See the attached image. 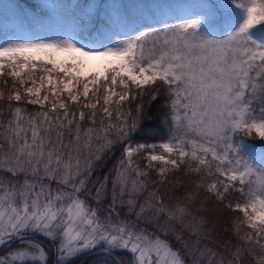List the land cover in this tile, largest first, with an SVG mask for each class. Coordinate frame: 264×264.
Masks as SVG:
<instances>
[{"label":"snow or ice","instance_id":"1","mask_svg":"<svg viewBox=\"0 0 264 264\" xmlns=\"http://www.w3.org/2000/svg\"><path fill=\"white\" fill-rule=\"evenodd\" d=\"M70 15L71 31L0 42V117L9 114L0 172L24 177L0 176V264H72L89 254L112 257L92 264H264V151L250 143L264 141V0H201L170 22L115 2L77 4ZM29 23L59 25L56 16ZM161 96L164 137L134 139ZM126 101L138 102L122 112ZM22 103L41 110L28 114ZM117 145L101 208L109 176L90 187L94 162ZM185 177L192 190L166 202L160 187ZM227 210L244 216L233 221L237 242L222 252L201 246L215 243L212 217ZM241 224L250 231L241 235Z\"/></svg>","mask_w":264,"mask_h":264},{"label":"trees","instance_id":"2","mask_svg":"<svg viewBox=\"0 0 264 264\" xmlns=\"http://www.w3.org/2000/svg\"><path fill=\"white\" fill-rule=\"evenodd\" d=\"M51 5H61L63 7L57 8V9H51L52 13L49 14L47 8H43L38 0H0V35H3L5 33H11L16 31V27H25L32 31L37 32H46L49 33L51 28H44L43 30L36 24H31L30 21L36 20V19H42L44 21H47L50 16H56L58 18L59 23L61 26H71L73 27L71 23V12L75 5L77 4H109V3H121L128 5L130 8H133L138 15L145 14L149 10L155 14V18L157 20H160L161 22L164 21H171L176 16L181 15L184 13V11L188 8L189 5H195L197 3H200L201 0H50ZM208 3L217 4L219 3V0H207ZM150 22H152L150 20ZM219 23H223V21H219ZM162 24H154V26H160ZM89 27H92V25H89ZM41 73H37V75H40ZM9 80V86L11 85V78H7ZM3 83H0V88H3ZM7 93V89H6ZM44 93L42 92V95ZM90 101L95 102V99L91 97L90 94ZM147 99V98H146ZM164 96L159 97L157 100L152 102V107L148 109L149 113V119L145 121V123L142 124V130L138 133L134 139L143 141V142H154L159 141L164 137V134L166 133V127L161 124V119L164 116L165 113L168 112V109L164 107ZM66 100V97H65ZM66 102H68L66 100ZM138 101H126L123 103V107L121 108L122 112H126L129 108V106H132L134 108L135 103ZM16 102H13L15 105ZM84 103L83 97H81V105ZM103 104V101H100V105L97 106L99 109L100 106ZM21 106L27 108L28 114H34L37 111H40L41 108L39 105H32V104H21ZM69 107L71 110H75L77 108V105H73L69 103ZM110 110L113 111V122L115 121V111L116 108L115 104H112L109 106ZM50 108V104H45V107L43 110H47ZM85 111L86 115L90 111V109H82ZM8 112L5 109L4 116L0 117V120H3L5 123L8 119ZM104 116L102 111H97L96 116V126H99L100 119ZM92 126L87 120L85 122H82V130ZM30 137V133H29ZM68 137L65 136V142H67ZM3 141L0 140V143ZM250 143L253 145V151L257 154L264 151V141H261L259 139L252 140ZM5 145V149H6ZM122 152V146L117 145L112 151H105L102 155V158L99 160H96L94 162V170L92 172L90 187L92 183L96 182L98 179H103L105 175L109 176V183H108V198L105 199L102 204L100 205L101 208H104L108 205L111 199V180L116 175L115 167L118 165V161L121 157ZM139 163L143 166L147 163L145 160H138ZM0 175L3 176L7 180L12 179H19L23 180V176L19 177H13L8 172H0ZM153 177L155 176V173L153 172ZM187 177L184 178V184L177 185L176 187H173V184L171 180L168 182V184L164 187H160V192L164 193L167 192V198L166 202L174 203L177 198L182 197L185 195L186 191L192 190V185L188 183ZM53 186H55V183L53 182ZM153 185L151 183V180L149 182V186L147 191L153 190ZM159 187V186H157ZM95 189H93V192ZM147 191L143 193V196H147ZM143 197L141 198V200ZM239 199V194H234L233 203H235V200ZM90 204L93 207H96V203L94 200L89 201ZM215 207V205H212ZM118 210L120 211L121 218L127 217L128 219L135 220L134 215L129 216L127 214V208L120 209L118 207ZM103 215V213H102ZM242 213L239 211H232L227 210L224 211L223 214L217 213L212 218L217 221L216 223V230L212 235V241H215V243H212L211 241H205L203 243H207L208 247L214 248L218 252H222L224 247H230L231 245H234L237 240L236 236L233 232V221H241L242 220ZM147 226L150 231L154 230L153 224H147L141 223L140 227ZM185 238L187 239V233L184 234ZM37 239H40L37 237ZM173 248L175 249H181L183 251L182 245L179 241L175 239V237H169ZM242 243V242H241ZM45 247L51 248L52 245L48 242H44ZM15 247V244L13 245ZM7 250V249H4ZM97 252L99 249L96 250ZM4 252V251H3ZM0 254H3L0 252ZM116 256L119 257H128L130 254L127 252H117L115 253ZM108 259L111 260L112 257H104V256H97L95 254H89L86 256L79 257L72 261V264H92L93 261L97 260H104ZM186 259H189L186 257ZM248 259L251 261L252 258L248 257ZM190 264V259H189ZM254 264V261H253Z\"/></svg>","mask_w":264,"mask_h":264},{"label":"rangeland","instance_id":"3","mask_svg":"<svg viewBox=\"0 0 264 264\" xmlns=\"http://www.w3.org/2000/svg\"><path fill=\"white\" fill-rule=\"evenodd\" d=\"M40 5L43 8H47L49 14L52 13V11H50L52 8L49 7L51 5V1L50 0H38ZM58 26L60 28H62L64 31H71L72 27L71 26H61V24L59 23V25H53L50 29L49 33L46 32H37V31H32L30 32L29 29L25 28V27H16V31L11 32V33H5L3 35H0V42H2L5 38H10L13 36H38V35H53L57 30H58ZM162 26V25H160ZM160 26H155V27H160ZM1 176V175H0ZM53 186V185H52ZM55 187V186H53ZM243 216V213H242ZM244 220V216L242 217V220ZM245 231H250V229H247L246 226L244 224H241V235L244 234ZM45 242V241H44ZM3 251H6L4 249H0V252L3 253Z\"/></svg>","mask_w":264,"mask_h":264}]
</instances>
